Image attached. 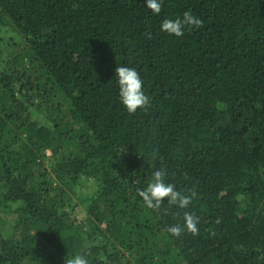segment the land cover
<instances>
[{"label": "trees", "instance_id": "trees-1", "mask_svg": "<svg viewBox=\"0 0 264 264\" xmlns=\"http://www.w3.org/2000/svg\"><path fill=\"white\" fill-rule=\"evenodd\" d=\"M189 10L201 28L161 31ZM117 66L146 112L123 108ZM161 167L187 208L137 195ZM185 212L199 234L171 235ZM75 254L264 264V0H0V264Z\"/></svg>", "mask_w": 264, "mask_h": 264}, {"label": "clouds", "instance_id": "clouds-1", "mask_svg": "<svg viewBox=\"0 0 264 264\" xmlns=\"http://www.w3.org/2000/svg\"><path fill=\"white\" fill-rule=\"evenodd\" d=\"M146 7L153 14H159L162 11L163 0H145ZM203 20L191 13L185 11L182 17L175 19L165 18L161 25V31L175 37L184 35L185 28H201ZM115 78L119 86V99L123 108L129 115H133L137 110L147 111L151 108V98L143 91V81L140 73L134 67L117 66L115 69ZM167 171L161 167L152 171L151 178L146 187L137 190V195L142 198L146 207L150 209H159L163 202L167 200L169 206H177L180 209L187 208L196 197L193 191L191 194H183L176 190V186L166 182ZM183 225L177 223L166 229L171 235L179 237L185 231L196 236L199 234V217L194 213L185 212ZM64 264H89V260L80 254H75L65 258Z\"/></svg>", "mask_w": 264, "mask_h": 264}, {"label": "rangeland", "instance_id": "rangeland-1", "mask_svg": "<svg viewBox=\"0 0 264 264\" xmlns=\"http://www.w3.org/2000/svg\"><path fill=\"white\" fill-rule=\"evenodd\" d=\"M49 155V153L47 152V156ZM49 160H46L45 163H44V166L45 167H49ZM85 208L84 206H81V209H77L74 216L77 218V219H82L83 217H85ZM104 226H100V228H103Z\"/></svg>", "mask_w": 264, "mask_h": 264}]
</instances>
